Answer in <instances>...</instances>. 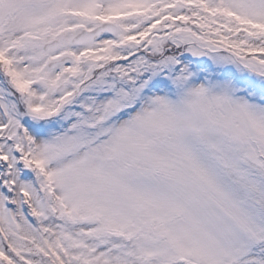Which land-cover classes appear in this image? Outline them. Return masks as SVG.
I'll return each instance as SVG.
<instances>
[{"label":"snow or ice","instance_id":"obj_1","mask_svg":"<svg viewBox=\"0 0 264 264\" xmlns=\"http://www.w3.org/2000/svg\"><path fill=\"white\" fill-rule=\"evenodd\" d=\"M0 264H264V0H0Z\"/></svg>","mask_w":264,"mask_h":264}]
</instances>
